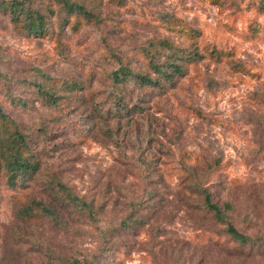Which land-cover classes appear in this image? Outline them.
<instances>
[{
  "label": "rangeland",
  "instance_id": "1",
  "mask_svg": "<svg viewBox=\"0 0 264 264\" xmlns=\"http://www.w3.org/2000/svg\"><path fill=\"white\" fill-rule=\"evenodd\" d=\"M78 2L93 21L43 38L0 13V106L41 165L24 191L0 176V264H264L263 252L228 240L189 187L210 182L212 201L231 207L226 222L264 242V0ZM162 40L204 57L166 93L129 88L123 103L146 98L141 113L96 117L118 62L150 75L147 54ZM211 49L228 55L213 61ZM39 72L83 88L50 109L26 86ZM55 181L90 204L93 219L66 208ZM31 201L53 207L60 223L17 215Z\"/></svg>",
  "mask_w": 264,
  "mask_h": 264
},
{
  "label": "trees",
  "instance_id": "2",
  "mask_svg": "<svg viewBox=\"0 0 264 264\" xmlns=\"http://www.w3.org/2000/svg\"><path fill=\"white\" fill-rule=\"evenodd\" d=\"M259 8L263 9L262 12L264 11L263 4H260ZM0 13L6 15L10 23L22 35L32 38L46 37L53 34L55 29L62 32L65 26L78 31L81 22H90L94 19L93 15L78 0H0ZM71 17L74 18L73 21H70ZM168 32L171 33L169 30ZM154 46L158 47L154 49L158 54L156 56L147 54L151 76L133 72L122 62H118L117 70L107 75L110 79V85L106 88L107 98L110 100L109 106L103 111V107H98L97 103H93L96 117L104 121L107 120V115H111L113 119L121 121L130 119L134 113H141L144 107L140 104L145 103L146 98L139 99L131 108H127L123 103V98L129 88H131L130 92L133 89L139 91L145 88L157 94L166 93L178 79L184 77L185 70L189 66L195 65L201 57H204V55L198 54L196 49L192 52L183 50L168 40L159 41L156 45H151V48ZM227 55L223 50L215 49H211L206 54L213 61H219ZM38 76L39 79L26 82V86L32 89L46 107L53 110L73 102L83 88L82 84H78L76 81L66 82L60 87L54 80L40 72ZM89 126L92 125L85 124L86 130L89 129ZM216 167H218L217 162L209 165V170ZM40 172L41 165L33 141L0 106V176L4 178L7 189L24 191L28 188V183L35 180ZM53 185L56 187V194L66 208L85 213L93 219L94 211L90 204L75 196L64 184L55 181ZM209 185L210 182H199L198 180L189 184L191 191L200 200L197 204L198 209L202 210L204 214H209L215 222L224 224L225 235L237 248L264 253V242L258 238L243 235L226 222L227 213L231 211V207L227 203L222 206L215 204L212 201ZM17 215L34 220L46 217L54 224L60 223L56 210L41 202L31 201L23 204L17 209ZM103 239L108 242L111 238L110 235H106L103 236ZM111 247L113 246L105 249L106 254H109ZM112 254H116L114 248ZM70 264L80 263L70 262ZM81 264L95 263L84 261Z\"/></svg>",
  "mask_w": 264,
  "mask_h": 264
}]
</instances>
